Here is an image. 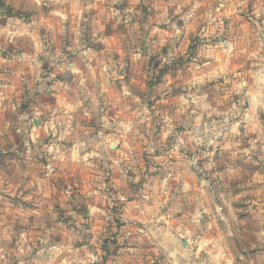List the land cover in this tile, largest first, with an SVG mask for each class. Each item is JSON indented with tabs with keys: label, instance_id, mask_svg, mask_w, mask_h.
Segmentation results:
<instances>
[{
	"label": "rangeland",
	"instance_id": "1",
	"mask_svg": "<svg viewBox=\"0 0 264 264\" xmlns=\"http://www.w3.org/2000/svg\"><path fill=\"white\" fill-rule=\"evenodd\" d=\"M171 1L0 0V54L38 63L0 91V264H105L155 215L264 264V0Z\"/></svg>",
	"mask_w": 264,
	"mask_h": 264
},
{
	"label": "crops",
	"instance_id": "2",
	"mask_svg": "<svg viewBox=\"0 0 264 264\" xmlns=\"http://www.w3.org/2000/svg\"><path fill=\"white\" fill-rule=\"evenodd\" d=\"M140 1V0H139ZM157 6L150 9L151 12L159 13L163 19L164 23L160 22L158 25H175L173 15L177 9L172 4L171 0H160L157 1ZM140 8L142 4H140ZM217 8H219L217 6ZM264 9V4L262 6ZM133 9H138V7L134 6ZM132 10V8H125L123 10L124 14L128 11ZM133 25H140V23L133 22ZM57 59V57H56ZM21 65H25L24 63H28L26 66H31L33 62L37 63V58H33L32 56L21 54L17 57L14 56H5L0 54V91L2 98L5 100L6 95L2 92L3 88H11V92H18L15 87V83H19L20 85H25L24 83L29 82L26 77V70L17 69L15 65L21 63ZM38 64V63H37ZM35 64V65H37ZM19 66V65H18ZM2 88V89H1ZM22 89V87H20ZM19 89V90H20ZM70 89V88H69ZM14 90V91H13ZM68 90V89H67ZM72 90V89H71ZM57 93H54V101L64 100L66 91H62V88H55ZM54 91V92H55ZM7 90L5 89V94H7ZM73 90L71 91V95L73 94ZM59 93V94H58ZM0 95V96H1ZM70 101L72 97H69ZM67 101L68 98H66ZM69 101V102H70ZM59 103H63L60 101ZM62 116L58 115L54 120V124H60ZM232 155L234 153L231 152ZM220 155V154H218ZM216 159V158H215ZM166 169L170 171H174L176 167H167ZM203 172H213L215 174H220L222 169L219 166L214 165L212 167H208L206 169H201ZM226 170V169H224ZM177 173V171H176ZM184 173V172H181ZM208 182L201 183L205 186ZM167 184V183H166ZM210 183H208L209 185ZM217 183H214L216 185ZM186 185L185 183H181V188ZM157 202V199H156ZM165 203V202H164ZM167 204H173L172 200L166 199ZM158 204V202H157ZM135 217V216H134ZM104 221V217L102 218ZM137 221L140 220V217H137ZM161 220V222L168 223L169 219L166 216H151L148 219H144L147 230H141V235H133V242L127 241L124 244H121L119 250L116 251L117 257L113 258L114 261H107L105 264H141L140 260L141 253L143 250L142 244L147 248L148 257L144 260L145 264H235V262L230 258L231 251L229 248L223 245L220 233L216 232L213 234L206 233V231H201V247L197 246L198 249L192 248V246H185L179 241V239L189 238L184 230L179 232L180 230H175L166 227H161L156 224ZM143 222V221H142ZM203 221H201L202 223ZM205 225V222L203 223ZM149 227H152L149 229ZM190 235V233H189ZM138 242V245H137ZM136 245H132V244ZM129 244L131 251H127V247ZM131 244V245H130ZM141 244V245H140ZM142 252V251H141ZM222 258V259H220ZM225 258V259H223ZM224 260V261H223Z\"/></svg>",
	"mask_w": 264,
	"mask_h": 264
}]
</instances>
